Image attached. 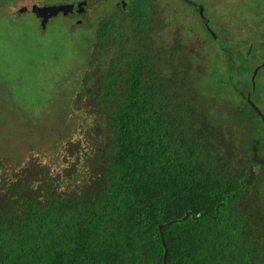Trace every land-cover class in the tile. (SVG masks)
<instances>
[{
	"label": "trees",
	"instance_id": "trees-1",
	"mask_svg": "<svg viewBox=\"0 0 264 264\" xmlns=\"http://www.w3.org/2000/svg\"><path fill=\"white\" fill-rule=\"evenodd\" d=\"M156 8L151 0H132L125 19L100 22V46L89 60V74L96 67L98 84L81 92V99L89 97L96 106L85 113L88 119L82 116L90 123L82 127L85 136L96 122L97 134L109 144L105 154L98 147L105 155L99 163V192L84 195L82 161L74 172L48 174L54 185L41 189L29 178L30 158L21 165L20 153L0 149V197L12 200L0 206V264H164L161 232L168 264H264L263 233L234 210L247 189V169L228 177L230 164L220 157L215 142L203 143L195 122L202 116V122L217 129L230 128L217 107L232 92L248 97V91L239 92L248 88L239 69L248 66L233 58L246 56L221 50L228 69L205 76L211 69L212 44L218 43L206 29L215 43L204 45V57L198 46L189 53L186 46L176 51L165 28L175 22L173 14L159 15ZM202 23L207 27L208 22ZM213 55L221 59L219 53ZM248 55H254L251 48ZM242 109L232 111L235 129L241 132L247 125L259 140L253 111L245 101ZM241 138L242 148L249 147L247 134ZM235 148L239 153L238 144ZM67 157L74 162L77 156ZM3 160L10 163L3 166ZM32 184L40 192H33ZM67 189L73 193L70 201ZM174 220L182 221L168 224Z\"/></svg>",
	"mask_w": 264,
	"mask_h": 264
},
{
	"label": "rangeland",
	"instance_id": "rangeland-1",
	"mask_svg": "<svg viewBox=\"0 0 264 264\" xmlns=\"http://www.w3.org/2000/svg\"><path fill=\"white\" fill-rule=\"evenodd\" d=\"M83 1L87 4L85 12L81 15L76 17L59 14L46 25H42L41 20L31 10L33 5H77ZM151 1L158 6L157 14H173L174 16H171L174 21L180 24L173 22L169 27H165L168 39L170 36L171 44L174 45L173 49L180 51L186 46L189 53V49L198 46L203 53L200 56L204 57V45L215 42H211L210 36L205 34L207 27L202 23L201 14H196L195 8L182 0ZM197 1L202 2V13L207 17L208 26L215 32L221 45L218 47L212 44L214 49L210 52L212 57L208 60L211 69L205 76L215 69L218 73L228 69V57L221 50L229 49L245 55L246 58L242 60V56L234 54L233 51L231 53L234 54L235 63L243 66L244 62L248 66L238 67L241 75L247 80L245 84L248 85L246 91L239 89V92L248 91L249 100L264 113V0ZM116 2L118 0H0V149L20 153L21 165L30 158L31 162L27 165V170H30L29 178L31 182L36 181L41 189L54 185L48 181V174L55 176L66 174L68 171L74 172L79 161L84 163L86 169L81 173V178L86 174L82 184L84 195L91 197L102 187L99 163L105 159L104 154L109 144L107 137L97 134L96 122L91 124L90 133L85 136L86 131H83L82 127H88L90 123L84 121L82 116L88 119L85 113L91 112L96 106H92L89 97L81 99V92L87 87L92 90L98 84L96 67L91 73L94 79H90L89 60L94 57L100 46V22L105 18L127 17L124 11L116 6ZM23 8L28 10L21 13ZM181 24L187 27L183 28ZM186 31L191 34L189 38L184 37ZM166 44L169 45V42L166 41ZM250 48L254 53L252 58L248 55ZM212 52L219 53L221 59H218L217 55L215 58ZM197 68L201 72L205 66ZM87 80H93V83L88 86ZM204 81L208 80L204 78ZM234 88L232 90H235ZM194 100L197 102L198 96L194 95ZM243 105L242 97L235 92L219 102L218 115L222 119L228 118L224 121L229 122V129H217L207 121L202 122V116L195 121L201 127L198 136L203 137V143L210 145L211 141L215 142L220 157L230 164V168L225 172L228 177L240 174L247 166L249 150L242 148V133L247 134L249 146L254 148L258 144L255 137L259 136L257 133L251 136L247 125L240 132L233 124L232 111L238 110L242 113ZM199 108L198 104L197 110ZM35 111L38 114L32 115ZM23 115L25 120L21 118ZM193 117L198 118L195 111ZM252 117L258 121L253 112ZM218 125H221L220 122ZM258 126L264 129L263 124ZM38 129H41L39 134ZM259 140L264 143V134L262 138L260 135ZM6 144L8 149L11 145L13 148L8 150ZM237 144L241 148L239 153L235 148ZM30 145L33 147L32 156L28 150ZM98 147L104 154L99 153ZM71 155L77 156L76 160L72 159L74 162L68 160L67 156ZM256 162L260 163V159L257 158ZM8 163L10 162H2L3 166ZM250 174L247 191L234 210L235 213L249 218V222H253L249 226L256 229L257 233H263L264 239V194L261 192L258 196L254 189L264 177V171L257 166ZM32 189L33 192H40L33 184ZM64 193L68 194L69 201L72 200V192L67 189ZM11 201L3 195L0 197V206ZM16 203L17 200L8 206H15Z\"/></svg>",
	"mask_w": 264,
	"mask_h": 264
},
{
	"label": "flooded vegetation",
	"instance_id": "flooded-vegetation-1",
	"mask_svg": "<svg viewBox=\"0 0 264 264\" xmlns=\"http://www.w3.org/2000/svg\"><path fill=\"white\" fill-rule=\"evenodd\" d=\"M132 0H118V2H116V6L117 7H119V8H121V10H123L124 11V13L126 14L127 13V6H128V4L131 2ZM183 1V0H182ZM183 2H185V1H183ZM79 3H81V2H79ZM79 3L77 4V5H75V4H73L74 6H75V8L78 10L79 8H78V5H79ZM186 3V2H185ZM65 4H68V3H65ZM70 4V3H69ZM87 4V3H86ZM86 4L82 7L83 9H84V11L83 12H76V13H74V14H68L67 16H69V15H75L76 17H77V15H81L82 13H84L85 12V6H86ZM188 4V3H187ZM58 5V4H57ZM59 5H64V4H59ZM189 5V4H188ZM203 5V4H202ZM189 6H191V5H189ZM191 7H193V6H191ZM193 8H195V7H193ZM196 9H198V10H200V12H197L196 11ZM202 9H203V7L200 9V8H195V11H196V14H201V18H202V20H203V15H204V13H202ZM60 14H62V13H60ZM64 15V14H63ZM204 21V20H203ZM79 22H81V21H79ZM78 22V23H79ZM205 22V21H204ZM208 26V25H207ZM214 38V37H213ZM217 38V40H215L217 43H218V47H221V45H220V42H219V39H218V37H216ZM249 98L248 97H243L242 98V100L243 101H245V102H247L248 103V100ZM248 105H249V103H248ZM249 107H250V105H249ZM250 109H251V111H253L255 114H256V117H257V119H258V121H257V123H258V125H261V124H263L264 125V113H263V111H259V110H256V109H254V108H251L250 107ZM250 114L252 115V112H250ZM259 115V116H258ZM261 120V121H260ZM234 124V126H237V123L236 122H234L233 123ZM261 129V128H260ZM263 134H264V129L262 128L261 129V133H260V135H261V138L263 137ZM256 140L258 141L257 143V145H256V147H252V146H249V147H246V148H244L243 147V149L244 150H249V156L251 155V157H252V159L250 160V161H248V159H249V157L247 158V166H246V169H247V172H248V180H247V187H248V182H249V180H250V177H251V174H250V171L253 169V168H255V167H257V166H259L263 171H264V165L262 164V163H264V143H261V142H259L260 140H258L257 138H256ZM240 151H241V149H240ZM260 159V163H258L257 164V162H256V159ZM254 189H255V193H256V195H258L259 196V194L261 193V192H263V194H264V177L262 178V180H260V182L254 187ZM246 191H247V189H246ZM246 193V192H245ZM263 201H264V197H263V199H262Z\"/></svg>",
	"mask_w": 264,
	"mask_h": 264
},
{
	"label": "water",
	"instance_id": "water-1",
	"mask_svg": "<svg viewBox=\"0 0 264 264\" xmlns=\"http://www.w3.org/2000/svg\"><path fill=\"white\" fill-rule=\"evenodd\" d=\"M185 1L186 3H188L189 5L195 7V8H202V2L201 1H197V0H183ZM86 4L85 1L79 3L78 5V10L75 8V6L73 4H64V5H50V6H39V5H33L31 10L32 12L41 20V23L42 25H46L50 19L58 16L60 13L64 14V15H68V14H74L76 13L77 11L78 12H83L84 9L82 8L84 5ZM28 10V8H23L21 9V13H24ZM203 20L205 22H208L207 20V17L203 15ZM207 31L214 37L215 40H217L216 36H215V32L210 29L209 26H207ZM223 49H226V48H223ZM226 51L232 53V51H230L229 49H226ZM250 107L251 108H254L256 110H258L254 104L248 99L247 100ZM189 213L185 216V219H187L189 217ZM179 221H182V220H174V221H171L169 222L168 224L171 225L173 223H177ZM160 230L162 229V226L159 227ZM161 238H162V244H163V247L165 249V253H164V264H168L167 263V256H168V251L166 249V244H165V239H164V236H163V233L161 232Z\"/></svg>",
	"mask_w": 264,
	"mask_h": 264
}]
</instances>
